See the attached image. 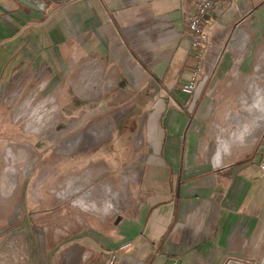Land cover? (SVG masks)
Here are the masks:
<instances>
[{
  "label": "crops",
  "instance_id": "0c3cea01",
  "mask_svg": "<svg viewBox=\"0 0 264 264\" xmlns=\"http://www.w3.org/2000/svg\"><path fill=\"white\" fill-rule=\"evenodd\" d=\"M193 1L62 0L51 3L47 12L40 14L15 0H0V96L8 93L10 106L16 104L23 91L30 93L31 81L19 79L29 66L36 74L44 72L52 89H60L67 82L70 93L80 97L75 89L80 83L94 97L86 100L99 102L103 94L114 91L120 100L124 96L148 98L141 106V114L149 115L148 149L142 163L135 166L140 168L142 178L133 187L135 205L125 209L132 202L127 184L120 195L122 208L108 207L102 218L89 215L85 216V227L77 224L76 231H72V245L80 253L79 247L91 251V255L83 253L90 256L84 263L110 264L113 253L117 259L112 264H245V257L256 255L261 247L264 255V220L260 224L264 219V178L259 176L261 150L256 140L264 124V92L258 82L263 77L258 73L264 52L260 51L253 63L252 77L241 75L246 84L237 99L240 108L224 117L231 131H225L215 120L210 122L218 132L210 162L225 167L214 170L196 163V128L210 111L216 112V102L208 96L209 102L194 105L200 81L193 98L182 91L197 67L195 55L189 50L183 13ZM246 11L250 13L245 32L250 42L257 44L264 36V0H240L225 12L219 5L208 17V37L226 38L224 29ZM243 49L241 46V53ZM226 64L221 66L220 76ZM103 71L108 78L102 84ZM47 83L42 80L43 91ZM29 93L16 114L17 118L28 114L26 130L33 132L28 129L32 120L43 130L59 125L64 117L58 97L50 99L51 108H47L45 98L38 108L30 109L37 91ZM131 105L133 102L117 108L112 115L125 110V116ZM44 109L45 115L32 116ZM139 118L141 131L136 144L142 146L147 116ZM100 121L94 120L85 131L67 137L60 145L69 143L70 153L79 151ZM53 134H48L49 140ZM106 137L89 138L90 148ZM77 142L79 146L74 150ZM120 143L116 141L105 153L89 155L83 164L93 167L95 183L113 180L106 187L115 193L123 188L117 187L115 180L128 163L124 148H117ZM30 165L25 167L24 175ZM140 172L134 171L131 176L135 179ZM9 186L1 193L8 194ZM81 186L72 185V192H79Z\"/></svg>",
  "mask_w": 264,
  "mask_h": 264
},
{
  "label": "rangeland",
  "instance_id": "374dc122",
  "mask_svg": "<svg viewBox=\"0 0 264 264\" xmlns=\"http://www.w3.org/2000/svg\"><path fill=\"white\" fill-rule=\"evenodd\" d=\"M260 51L264 52V36L257 44L250 42L247 45L243 53L244 56L242 60H238L237 65L232 62L234 52L226 55L223 63L227 62V64L222 68V70L226 68V71L223 72V76H220L222 63L215 72L217 82L207 80L201 84L197 103L195 102L194 105L199 106L202 103L204 105L205 102H209L207 97L210 96L216 102L214 105L216 112L210 111L202 120V125H197L196 133L199 140L196 146L201 140L203 148L198 149L196 147L195 155L200 154L210 157L213 153L214 138L218 132L215 128H211L210 122L215 120L225 131H231L224 117L230 111L233 113L238 112L240 107L237 99L241 88L246 84L243 81H246V79H240L242 78L241 75L245 78L247 76L252 77L254 73L252 72V66ZM261 63L262 67L258 75L264 77V61ZM233 70L236 72L233 73ZM106 73V71L102 72V84L107 82L108 73ZM234 74L236 75L233 77ZM38 77H42L40 81L48 78L44 75V72H39L32 74L30 80H27L29 83L31 81L30 91H37V96L34 98L30 109L38 108V103L50 94L58 97L59 102L62 103V107H60L61 105L59 107L64 118L59 125H55L51 130L38 128L35 125L36 122L32 120L28 129L33 130V132H28L26 130L28 114H25L22 118H17L16 114L20 104L26 99L25 95H28L29 92L26 94L23 91L12 108L0 105V185L3 182L2 187L0 186V264H94V261L84 263V260L90 258V256H84L83 253L87 251L91 255V251L81 247H79L81 253L76 251V247L72 245V231H76L79 222L85 227V216L102 218L108 207L112 210L122 208L123 199L121 198L119 205H116L113 198L116 194L120 196L121 193H125L127 184L130 186L129 194L132 202L125 209L135 205L132 194L133 187L138 185L142 179L140 168L135 166L141 164L142 160L134 165L127 163L122 176L116 178L115 185L117 187L123 185L120 193L109 192L107 189L109 183H112L113 180L106 179L95 183L93 179L96 178V175L92 171L93 167L84 166L83 164L86 163L89 155L107 152L118 140L122 144L120 143L117 148L118 150L124 148L123 151L125 150L124 152L128 154V162L132 158L135 149H141V155H145L148 149L146 143L147 126L149 124L148 112L142 113L147 116L145 123H143L145 129L142 134V146L136 145V137L141 131V122L138 123L137 121L142 116L141 106L146 104L148 98L124 96V99L120 100L117 92L114 91L106 92L99 102H96L98 99L96 101L86 100L87 98H94L91 94L86 99L73 96L70 89H68L67 82H64L63 87L60 89H52L50 84L47 83L45 90L41 92L37 87L41 84L37 79ZM263 77L258 82L264 92ZM76 88L83 93L86 92L85 87L80 83ZM54 91H56L55 95H53ZM219 91L222 94H219ZM115 99L116 101L112 103ZM130 102H133V105L128 109V113L119 119L110 131L109 136L107 135L93 148L70 153L67 149H64L65 144L60 145L75 133L85 131L94 120L111 119L109 116L112 115L114 110L123 108ZM50 104L49 102L47 108H51ZM65 106L67 108H64ZM135 110L140 111V116L134 115ZM45 113L44 109L42 113L39 111L34 112L32 116L40 117ZM194 115L192 114V117ZM14 120H18V122ZM263 128L264 124L259 128L256 140ZM39 131L41 133H36ZM48 132L52 134L55 132L51 140H49ZM99 144H101L100 147L93 150ZM7 146L11 148H8L7 154H4V149ZM238 149L233 150L231 156ZM28 163L32 167L27 171V175H24V169L29 165ZM97 169L99 170L100 166H97ZM129 171L140 172L139 178L138 176L135 177V179L138 178L136 183L134 177H132L133 172L128 173ZM82 174L84 176H80ZM123 177L125 178L123 179ZM127 178L126 184L125 180ZM81 184L83 186H81L79 192L73 193L69 190L72 189V185L80 186ZM8 186L11 189L10 192L6 195L1 193V190H6ZM255 252L256 255L245 257V264H260L263 262L262 247L256 249ZM116 259V253H113L108 263L112 264Z\"/></svg>",
  "mask_w": 264,
  "mask_h": 264
},
{
  "label": "built area",
  "instance_id": "2783aa9c",
  "mask_svg": "<svg viewBox=\"0 0 264 264\" xmlns=\"http://www.w3.org/2000/svg\"><path fill=\"white\" fill-rule=\"evenodd\" d=\"M239 1L240 0H194L189 6V8L185 9V11L183 12L186 18V24L188 28L187 36L189 39V50L195 55V58L198 63V67L190 73L185 84L182 85V91L186 93L190 98H193L195 93L197 92L199 81L202 82V84L207 80H214V82H217V79L215 78V72L223 63L226 55L234 52L235 55L232 59L234 65H237L239 63L238 60H242L244 56L243 53L247 45L250 43V37L245 32L246 23H249L248 15L250 11L238 14L232 26H228L224 29L226 33V38L224 35L217 36L215 38H210L206 33V29L209 28L208 17L213 13L215 9L218 8L219 5L221 6V9L225 12L228 11L232 7V5ZM241 46H244L242 53L240 52ZM23 74L24 75H22L19 79L24 78L27 81L32 77V74H35V72L32 67L29 66ZM45 81L47 83L48 79L46 78ZM41 85L42 81L41 84L37 86L40 91L42 90L40 88ZM13 86L14 84H12L11 89ZM32 92H34V90L30 91L29 94H31ZM41 92H43V90ZM55 94L56 91H54L53 95ZM7 95L8 93L4 94L3 96H0V105H6L7 108H12V106H10V104L7 102ZM53 97L54 96H51L50 94L44 97V99H48L46 103L47 105L49 104L50 99ZM49 106L53 105L50 104ZM14 121L18 122V120ZM257 145L258 148L261 150V158L258 163L259 176L261 178H264V128L261 131L259 138L257 139ZM196 147H198V149L203 148V142L200 140L199 144H197ZM8 148L11 147L7 146L4 149V154H7ZM140 151L141 149H135V152L132 158L129 160L128 164H138L142 160V155ZM210 157H208L207 155L203 156L197 154L194 156V160L198 164L209 165L214 170L225 167L223 165H212L210 162ZM131 172L133 171H129L128 173ZM138 178L134 180L135 183ZM263 220L264 219L260 220V224L263 223ZM260 264H264V260Z\"/></svg>",
  "mask_w": 264,
  "mask_h": 264
},
{
  "label": "bare ground",
  "instance_id": "6f19581e",
  "mask_svg": "<svg viewBox=\"0 0 264 264\" xmlns=\"http://www.w3.org/2000/svg\"><path fill=\"white\" fill-rule=\"evenodd\" d=\"M85 67V66H84ZM86 77V76H85ZM79 79V78H78ZM81 80V78L79 79ZM84 80V79H83ZM86 82V81H85ZM76 92L77 94L82 97V98H87L89 97V93L87 94V92H82L81 90H78L76 87ZM87 94V95H86ZM125 110H122V111H119L117 112L113 117L111 116L110 118L111 119H103L101 120L100 122H98V125L96 127H93L91 129V133L89 134V138H91L92 140L93 139H96V140H99L101 139L102 137H104L106 134L109 135L110 134V131L114 128L115 126V122L116 120L120 117V116H123L122 114H124ZM34 118H37V117H34ZM35 120V119H34ZM35 122V121H34ZM34 124V123H33ZM32 124V125H33ZM74 142H76V140H74ZM71 146L69 143H65V148L64 149H71ZM74 150H76L79 146L78 142L75 143L74 145ZM27 169H31V165L27 168ZM27 171V170H25ZM129 178V177H128ZM128 178L125 180L126 184H127V181H128ZM126 187V186H125ZM69 190L72 191V189L70 188ZM121 195H123V193H121ZM123 199V198H122ZM120 200H121V197L116 194L113 198V202L116 204V205H119L120 203Z\"/></svg>",
  "mask_w": 264,
  "mask_h": 264
},
{
  "label": "water",
  "instance_id": "95a60500",
  "mask_svg": "<svg viewBox=\"0 0 264 264\" xmlns=\"http://www.w3.org/2000/svg\"><path fill=\"white\" fill-rule=\"evenodd\" d=\"M15 1L21 4L22 6L30 10H33L34 12L45 14L51 3H57L62 0H15Z\"/></svg>",
  "mask_w": 264,
  "mask_h": 264
},
{
  "label": "flooded vegetation",
  "instance_id": "af4514ba",
  "mask_svg": "<svg viewBox=\"0 0 264 264\" xmlns=\"http://www.w3.org/2000/svg\"><path fill=\"white\" fill-rule=\"evenodd\" d=\"M137 121H140L139 119ZM90 140L89 137H86L84 142L81 144L79 151H86L90 148Z\"/></svg>",
  "mask_w": 264,
  "mask_h": 264
},
{
  "label": "trees",
  "instance_id": "16d2710c",
  "mask_svg": "<svg viewBox=\"0 0 264 264\" xmlns=\"http://www.w3.org/2000/svg\"><path fill=\"white\" fill-rule=\"evenodd\" d=\"M134 115H135V116H136V115H137V116L140 115V111H139V110H137V111L135 110V111H134ZM134 118H135V117H134Z\"/></svg>",
  "mask_w": 264,
  "mask_h": 264
}]
</instances>
